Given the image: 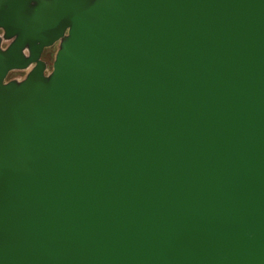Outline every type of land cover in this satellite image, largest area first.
<instances>
[{
	"label": "water",
	"instance_id": "95a60500",
	"mask_svg": "<svg viewBox=\"0 0 264 264\" xmlns=\"http://www.w3.org/2000/svg\"><path fill=\"white\" fill-rule=\"evenodd\" d=\"M0 32V264H264V0H0Z\"/></svg>",
	"mask_w": 264,
	"mask_h": 264
},
{
	"label": "rangeland",
	"instance_id": "374dc122",
	"mask_svg": "<svg viewBox=\"0 0 264 264\" xmlns=\"http://www.w3.org/2000/svg\"><path fill=\"white\" fill-rule=\"evenodd\" d=\"M57 48H58L57 45L48 48L44 51L42 55V60L45 61L47 64V72H51L52 70ZM27 73H28L27 71H13L8 75L7 81H12V80L22 81L25 79Z\"/></svg>",
	"mask_w": 264,
	"mask_h": 264
},
{
	"label": "built area",
	"instance_id": "2783aa9c",
	"mask_svg": "<svg viewBox=\"0 0 264 264\" xmlns=\"http://www.w3.org/2000/svg\"><path fill=\"white\" fill-rule=\"evenodd\" d=\"M0 36H2V33L0 32ZM8 45L7 41H3L2 48L4 49Z\"/></svg>",
	"mask_w": 264,
	"mask_h": 264
}]
</instances>
